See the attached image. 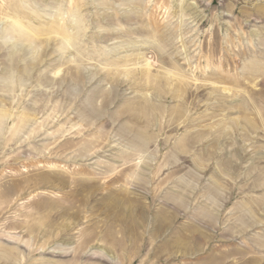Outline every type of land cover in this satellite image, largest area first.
<instances>
[{"label": "rangeland", "instance_id": "rangeland-1", "mask_svg": "<svg viewBox=\"0 0 264 264\" xmlns=\"http://www.w3.org/2000/svg\"><path fill=\"white\" fill-rule=\"evenodd\" d=\"M0 264H264V0H0Z\"/></svg>", "mask_w": 264, "mask_h": 264}, {"label": "bare ground", "instance_id": "bare-ground-1", "mask_svg": "<svg viewBox=\"0 0 264 264\" xmlns=\"http://www.w3.org/2000/svg\"><path fill=\"white\" fill-rule=\"evenodd\" d=\"M112 204L113 205H116L117 207H119L121 204H120V202H119V200H115L114 198L112 199ZM134 215V214H133ZM137 216V215H136ZM134 217V216H133ZM144 217V216H143ZM143 220V219H142ZM145 222V221H144ZM115 223V222H114ZM162 223V222H161ZM165 223V222H164ZM162 228V227H161Z\"/></svg>", "mask_w": 264, "mask_h": 264}]
</instances>
